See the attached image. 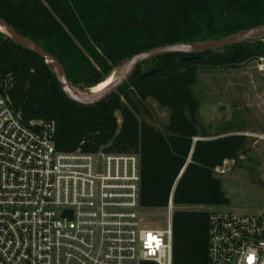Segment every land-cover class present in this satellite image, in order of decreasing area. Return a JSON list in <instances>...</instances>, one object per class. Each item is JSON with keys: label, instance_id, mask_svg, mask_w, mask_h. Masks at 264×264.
<instances>
[{"label": "trees", "instance_id": "16d2710c", "mask_svg": "<svg viewBox=\"0 0 264 264\" xmlns=\"http://www.w3.org/2000/svg\"><path fill=\"white\" fill-rule=\"evenodd\" d=\"M0 18L58 59L72 87L83 92L136 53L264 25V0H0ZM189 56L167 53L143 61L117 91L85 106L64 94L42 58L0 32V85L11 78L8 95L25 118L54 121L56 150L137 154L142 207H165L174 185L172 264H207L208 213L182 207L228 204L214 169L225 160L240 167L246 138L232 133L231 123L215 135L204 127L194 90L198 71L259 60L264 41L184 60ZM152 69L158 71L141 76ZM148 99L168 111L162 129L147 120Z\"/></svg>", "mask_w": 264, "mask_h": 264}, {"label": "built area", "instance_id": "2783aa9c", "mask_svg": "<svg viewBox=\"0 0 264 264\" xmlns=\"http://www.w3.org/2000/svg\"><path fill=\"white\" fill-rule=\"evenodd\" d=\"M10 85H0V264H172L174 185L160 228L139 203L137 154L56 150L54 121L25 118ZM208 207H182L208 213L207 264H264V211Z\"/></svg>", "mask_w": 264, "mask_h": 264}, {"label": "rangeland", "instance_id": "374dc122", "mask_svg": "<svg viewBox=\"0 0 264 264\" xmlns=\"http://www.w3.org/2000/svg\"><path fill=\"white\" fill-rule=\"evenodd\" d=\"M257 40L264 41V38ZM259 66L260 59L237 68L198 71L194 90L200 99L199 118L204 127L215 135L231 123L234 126L232 133L246 138L241 166L230 161L224 167V173L214 171L215 176L221 179L229 201L227 205L219 206L222 209L247 213L264 211V140L259 139L264 135V73ZM121 68L111 73L116 76ZM90 89L81 93L91 96ZM147 106L150 114L147 120L157 129H162L168 122L167 109L151 99H148ZM248 168L253 169L258 181ZM144 215L158 220L160 228L165 227L166 213L162 209H147Z\"/></svg>", "mask_w": 264, "mask_h": 264}, {"label": "water", "instance_id": "95a60500", "mask_svg": "<svg viewBox=\"0 0 264 264\" xmlns=\"http://www.w3.org/2000/svg\"><path fill=\"white\" fill-rule=\"evenodd\" d=\"M0 27L2 29L3 34L7 35L9 38L14 40L21 47L33 52L34 54L42 58L45 61V63L52 70L55 71L59 80V84L64 94L74 103L85 106H89L101 102L106 96H108L112 92L117 91L125 82L129 80L135 68L143 61L167 53H181L185 55H191L189 57L184 58V60H191V59L199 58L198 56H195V54L218 50L223 47L236 44L242 41H249L258 37H264V25H261L249 29H244L232 35L212 41L175 43V44L159 46L156 48L149 49L147 51L136 53L132 55L122 65L120 72L114 77V80L104 90H102L97 95L87 98L81 92L75 90L72 87L71 83L66 79L63 67L58 59H56L53 55L49 54L47 51H45L43 48H41L34 42L30 41L29 39L17 33L13 27H11L1 18H0ZM226 59L229 60L230 58H226ZM260 61L262 66V73H264V56L260 58ZM157 71L158 69H152L144 72L141 76L152 75ZM241 158H243V156H241Z\"/></svg>", "mask_w": 264, "mask_h": 264}, {"label": "bare ground", "instance_id": "6f19581e", "mask_svg": "<svg viewBox=\"0 0 264 264\" xmlns=\"http://www.w3.org/2000/svg\"><path fill=\"white\" fill-rule=\"evenodd\" d=\"M0 32H2V29L0 27ZM259 69L262 70V66H259ZM115 75L113 73L109 74L103 81L96 84L95 86L91 87L90 92L91 96L97 95L102 90H104L113 80ZM87 98H90L91 96L85 95Z\"/></svg>", "mask_w": 264, "mask_h": 264}]
</instances>
